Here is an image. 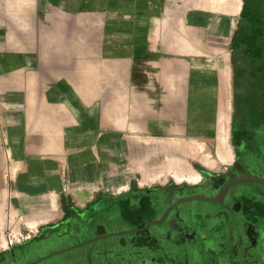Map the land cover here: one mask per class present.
Returning a JSON list of instances; mask_svg holds the SVG:
<instances>
[{"label": "crops", "instance_id": "1", "mask_svg": "<svg viewBox=\"0 0 264 264\" xmlns=\"http://www.w3.org/2000/svg\"><path fill=\"white\" fill-rule=\"evenodd\" d=\"M242 7L0 0V250L66 202L234 163Z\"/></svg>", "mask_w": 264, "mask_h": 264}, {"label": "flooded vegetation", "instance_id": "2", "mask_svg": "<svg viewBox=\"0 0 264 264\" xmlns=\"http://www.w3.org/2000/svg\"><path fill=\"white\" fill-rule=\"evenodd\" d=\"M237 35L252 48V71L230 167L66 202L55 221L0 250V264H264V183L223 189L230 175L264 177V0H243Z\"/></svg>", "mask_w": 264, "mask_h": 264}, {"label": "water", "instance_id": "3", "mask_svg": "<svg viewBox=\"0 0 264 264\" xmlns=\"http://www.w3.org/2000/svg\"><path fill=\"white\" fill-rule=\"evenodd\" d=\"M255 181L264 183V177L256 176V175H243V176L235 177L234 175H230V178L224 184L223 189H228L232 184L253 183Z\"/></svg>", "mask_w": 264, "mask_h": 264}, {"label": "rangeland", "instance_id": "4", "mask_svg": "<svg viewBox=\"0 0 264 264\" xmlns=\"http://www.w3.org/2000/svg\"><path fill=\"white\" fill-rule=\"evenodd\" d=\"M124 179L125 180H128L129 179V174L128 173H126V174H124ZM154 178H157L155 175H152V180H154ZM17 236H20V234H18Z\"/></svg>", "mask_w": 264, "mask_h": 264}]
</instances>
